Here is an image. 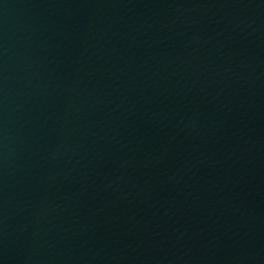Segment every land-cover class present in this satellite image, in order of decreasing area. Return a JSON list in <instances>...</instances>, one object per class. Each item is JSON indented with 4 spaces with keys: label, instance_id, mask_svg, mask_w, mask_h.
Here are the masks:
<instances>
[{
    "label": "water",
    "instance_id": "water-1",
    "mask_svg": "<svg viewBox=\"0 0 264 264\" xmlns=\"http://www.w3.org/2000/svg\"><path fill=\"white\" fill-rule=\"evenodd\" d=\"M0 264H264V0H0Z\"/></svg>",
    "mask_w": 264,
    "mask_h": 264
}]
</instances>
